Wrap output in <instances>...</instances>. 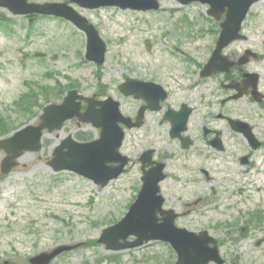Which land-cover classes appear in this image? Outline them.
I'll list each match as a JSON object with an SVG mask.
<instances>
[{
    "label": "rangeland",
    "instance_id": "374dc122",
    "mask_svg": "<svg viewBox=\"0 0 264 264\" xmlns=\"http://www.w3.org/2000/svg\"><path fill=\"white\" fill-rule=\"evenodd\" d=\"M71 4L96 26L107 44L101 66L85 59V35L69 21L12 15L0 7V138L36 123L46 104L60 102L71 89L102 98L115 96L125 76L158 79L161 71L179 74L190 67L184 62L189 57L200 63L209 56L217 35L207 5L199 2L180 5L164 0L163 10L153 12ZM244 28L247 44H254L264 29V0L250 9ZM176 46L184 53L177 54ZM69 133L82 140L97 136L98 130L70 120L61 130L45 133L41 151L25 153L10 173L0 172V264H30V256L60 244L76 246L51 264H173L174 252L161 241L120 251L107 250L98 242L103 229L119 221L134 202L141 173L129 168L101 186L73 172L52 171L47 160ZM133 141L127 136L123 151L127 156H136L140 147ZM3 156L0 150V160ZM255 160L257 166L248 168L232 161L233 169L224 171L230 181L217 192L210 189L211 182L198 183L194 193L205 200L186 217L192 218L189 227L196 228L202 221L222 226L217 229L226 238L222 252L236 256L242 252L239 264H264V243L261 247L244 244L239 250L227 240L224 228L230 230L231 223L245 221L249 210L264 206V149ZM226 188L238 193L226 199ZM260 233L255 239H263Z\"/></svg>",
    "mask_w": 264,
    "mask_h": 264
},
{
    "label": "flooded vegetation",
    "instance_id": "af4514ba",
    "mask_svg": "<svg viewBox=\"0 0 264 264\" xmlns=\"http://www.w3.org/2000/svg\"><path fill=\"white\" fill-rule=\"evenodd\" d=\"M162 1L157 10H163ZM213 23L218 27L217 21ZM244 25L245 21L242 27ZM247 41L248 35L224 47L222 54L233 62L227 70L202 76V67L209 56L200 63L189 57V61L184 62L190 67L179 74L167 72L163 75L165 71H161L162 77L158 79L134 77L151 84L142 90L133 83L130 87L132 93L128 95L120 90L122 81L126 79V76L123 77L116 95L112 96L118 101L122 117L128 119L125 122L131 124L128 128L123 121H118L123 131L120 152L127 156L123 152L127 136L140 146L136 156H128L126 172L133 168L142 174L157 163H163L165 178L159 184L163 206L178 212L175 220L178 226L207 232L210 236H205L214 240L211 243L218 247L223 264H239L244 254L241 252L236 256L233 252H222L226 238L217 231L222 227L217 222L204 224L202 221L196 228H190L188 224L192 218L189 217L188 221L186 217L205 200V197L194 193L198 183L211 182L210 189L219 191L223 184L230 181L231 177L224 171L233 169L232 161H238L245 168L257 166L255 155L264 149V76L261 72L264 70V29L257 35L254 44H247ZM247 49L253 50L256 57L250 56L251 60L244 65L238 63ZM176 53L184 51L176 46ZM248 71L258 73L257 78L248 77ZM246 81H250L251 85ZM109 106L111 104L106 108ZM254 139L259 141L256 148ZM233 153L235 156L232 158ZM218 173L221 176H217ZM224 192L226 199L227 195L234 198L238 193L234 188H226ZM252 212L253 216L245 215V221L241 219L231 223L228 226L230 230L224 227L227 240L239 250L244 244L261 247L264 243V237L255 239L260 231V234L264 233V210L256 206ZM240 231L244 233L242 237Z\"/></svg>",
    "mask_w": 264,
    "mask_h": 264
},
{
    "label": "water",
    "instance_id": "95a60500",
    "mask_svg": "<svg viewBox=\"0 0 264 264\" xmlns=\"http://www.w3.org/2000/svg\"><path fill=\"white\" fill-rule=\"evenodd\" d=\"M187 3L194 0H179ZM208 2L211 6L209 14L218 17L228 7L226 19L221 23V34L217 41L216 50L206 64V68L213 65L214 69H223L219 56L220 50L231 40L241 37L240 24L244 19L248 7L257 0H199ZM82 7L97 8L101 6H118L144 10L157 8V0H72ZM0 6L6 7L14 14H42L63 17L71 21L86 33L85 58L101 65L104 62L106 44L100 38L98 31L89 21L79 14L67 2L28 3L27 0H0ZM133 82L132 80H128ZM145 84V83H141ZM82 95L77 90H70L60 104H49L44 107L40 121L36 125H26L16 130L10 136L0 139V149L5 156L1 160L0 169L8 173L18 164V159L26 151H39L41 149V136L45 128L52 131L60 129L63 122L74 116L83 122H91L100 128V138L91 142L79 143L67 136L59 146L54 149L53 157L48 161L54 170L67 169L75 171L96 184L105 186L111 179L117 177L123 170L127 161L126 156L120 154L119 147L123 139V131L117 125L118 119H124L118 110V102L111 97L104 101L84 98L88 101L85 111L81 110ZM104 104H111L106 108ZM97 105L100 106L97 109ZM139 125V124H137ZM131 127V124H128ZM119 162L118 165L113 163ZM163 164H158L151 170L145 171L142 176V187L136 201L129 207L127 213L117 223L103 229L98 242L104 243L107 249L119 250L136 247L150 239L169 241L178 253L175 264H194L193 259L207 261L216 257V251L201 248L200 241L195 234L173 225L172 211L162 210L163 199L158 192V182L163 179ZM157 212L167 213L163 221L158 222ZM134 240H128L129 236ZM73 245H59L50 252H42L32 258V264H48L50 260L62 251L72 249ZM196 253V254H195ZM201 264V263H200Z\"/></svg>",
    "mask_w": 264,
    "mask_h": 264
}]
</instances>
